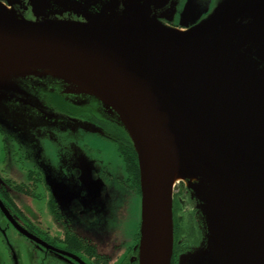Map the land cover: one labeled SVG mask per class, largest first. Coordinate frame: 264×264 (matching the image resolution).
Wrapping results in <instances>:
<instances>
[{
	"label": "water",
	"instance_id": "obj_1",
	"mask_svg": "<svg viewBox=\"0 0 264 264\" xmlns=\"http://www.w3.org/2000/svg\"><path fill=\"white\" fill-rule=\"evenodd\" d=\"M32 1L34 20L0 3L1 115L28 77L108 111L136 152L138 264L172 259L177 183L164 154L205 226L177 264H264V0H216L211 11L185 0L184 29L155 13L174 0ZM55 2L85 21L52 17Z\"/></svg>",
	"mask_w": 264,
	"mask_h": 264
},
{
	"label": "flooded vegetation",
	"instance_id": "obj_2",
	"mask_svg": "<svg viewBox=\"0 0 264 264\" xmlns=\"http://www.w3.org/2000/svg\"><path fill=\"white\" fill-rule=\"evenodd\" d=\"M67 1L63 0L65 5L70 4ZM79 1L83 5L90 3L88 0ZM173 2L172 9L166 5L155 13L161 23L172 28L184 29L185 27H182L178 21L186 1ZM0 3L8 9H13L25 19L36 18L32 0H0ZM65 5L62 2H55L52 5L54 11L52 17L85 21L83 16L65 10ZM22 83L25 86L24 98L12 99L10 104L13 105L14 111L11 109L3 112L2 115L0 113V264H35L38 259L41 264L45 262L46 257L39 256L31 248L23 249L19 240L62 257L65 262L63 264H138L136 245L139 241L137 233L139 222L135 214L136 201L141 194L140 186L138 188L136 184V177L128 169L127 160L125 163L126 150L131 148L126 139V132L121 130L118 122L111 118L98 101L81 93L66 91L61 81L28 77L22 80ZM26 92L32 94L34 98H29ZM17 103L22 104L17 105ZM41 107L60 114H51L50 122H60L63 118L69 119L78 114L80 118L93 122L100 129L99 136L115 143L117 153L121 157L125 175L122 177L121 174H117L113 185L121 187L124 194L110 192V198L107 197L105 200L104 210L101 199L99 200L98 207L106 214H99L104 218V223H91L94 233L89 236L83 234L79 227H75L69 217L61 214L45 182L43 169L35 164V160L32 167L24 173L16 168V164L22 163L21 156L29 158L28 146L34 147L37 138L42 134V129L41 127L33 129L32 121H20V115L15 116V113L23 110L26 115L34 118L44 117ZM41 120L45 122L42 118L37 119L42 123ZM23 127L29 132L27 133ZM42 192L49 194V213L57 222V233L54 235L51 234L50 229L45 228L42 220ZM172 204L174 239L170 264H177L180 254L202 241L205 226L201 214L196 212L195 199L191 198V192L185 184L180 183L173 190ZM193 222L198 224L200 234L195 244L191 243L195 237L189 230V225ZM78 224L84 226L82 221H78ZM105 245H108V251H105Z\"/></svg>",
	"mask_w": 264,
	"mask_h": 264
},
{
	"label": "rangeland",
	"instance_id": "obj_3",
	"mask_svg": "<svg viewBox=\"0 0 264 264\" xmlns=\"http://www.w3.org/2000/svg\"><path fill=\"white\" fill-rule=\"evenodd\" d=\"M213 2L214 0H208L206 6H211ZM201 4H204L203 1L198 0L197 7ZM207 11L208 9L204 10L198 16L204 17V13ZM22 84L20 85L22 92H16L15 94L17 97L24 98L25 86L24 83ZM26 93L27 96H30L29 98H34L32 94ZM41 109L43 110L44 117L39 116L35 118L34 116L26 115L23 110H19V120L32 121L31 127L33 129L41 127L42 134L37 138L36 146L35 144L34 147L28 146L30 152L28 154L29 158L26 159L21 156L22 163L20 165L16 164V168L24 173L28 168L32 167L31 165L35 160V164L43 169L45 182L50 188L61 214L64 217H69L75 227H79L84 232L83 234H88L89 236L94 233L91 223H104V218L99 214L106 215L103 210L105 209V200L109 197V193L118 192L124 194L121 187H114L113 185L117 174H121L122 177L125 175L123 174L121 157L117 153L115 143L99 136L101 134L99 128L93 122L91 123L80 118L79 114L71 116V120L63 118L60 122H50V115L56 112L53 113L52 110H48L46 107H41ZM56 114L60 115L59 113ZM40 118L44 119L45 122L42 120V123L38 122L37 119ZM24 129L27 133L29 132L26 128ZM180 183L184 185L183 182ZM180 183H175L174 189ZM48 198L49 194L42 192V220L44 221L45 228L50 229L51 234L54 235L57 233V222L53 220L50 215L51 213H49ZM100 199L103 210H100V207H98ZM140 203L141 197L138 195V200L136 201L137 211L135 214L138 222L141 218ZM78 221H82L84 226L81 227ZM190 224L189 230H191L192 235L195 237L191 243L195 244L200 236L198 224L195 222ZM18 242L22 244L23 249L28 250L31 248L39 256L46 257L43 264L65 263L62 257L52 252L38 249V247L28 242L20 240ZM104 249L108 251V245H105ZM34 263L41 264L39 263V259Z\"/></svg>",
	"mask_w": 264,
	"mask_h": 264
},
{
	"label": "trees",
	"instance_id": "obj_4",
	"mask_svg": "<svg viewBox=\"0 0 264 264\" xmlns=\"http://www.w3.org/2000/svg\"><path fill=\"white\" fill-rule=\"evenodd\" d=\"M120 128H121V126H120ZM121 130L124 131L122 128H121ZM124 132H126V131H124ZM126 139L130 143V147L131 148L126 150L125 163H126V160H127V163L129 165L128 169H129L130 173L133 174V176L136 177V184H137V186L139 188L140 184H139V173H138V163H137V160H136V152H134V149H133V146H132V142H130V139H129L128 135H127V132H126ZM137 227H138V232L137 233H138V237H139V229H140L139 223H138Z\"/></svg>",
	"mask_w": 264,
	"mask_h": 264
},
{
	"label": "bare ground",
	"instance_id": "obj_5",
	"mask_svg": "<svg viewBox=\"0 0 264 264\" xmlns=\"http://www.w3.org/2000/svg\"><path fill=\"white\" fill-rule=\"evenodd\" d=\"M3 65L6 66V67H14L15 65H19V64L18 63L14 64L13 62L4 61ZM4 66H1V67H4ZM164 157H165V169H166V172H168L173 177V182L177 183L178 181L181 180L182 177L178 174V172H176L175 166H174V161L172 160V157L169 154H164ZM145 245H146V242L144 241V245L142 247L143 248L142 252H144Z\"/></svg>",
	"mask_w": 264,
	"mask_h": 264
}]
</instances>
